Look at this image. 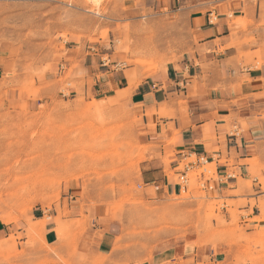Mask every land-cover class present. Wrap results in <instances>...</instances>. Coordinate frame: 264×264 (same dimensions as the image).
Returning a JSON list of instances; mask_svg holds the SVG:
<instances>
[{
	"label": "rangeland",
	"instance_id": "1",
	"mask_svg": "<svg viewBox=\"0 0 264 264\" xmlns=\"http://www.w3.org/2000/svg\"><path fill=\"white\" fill-rule=\"evenodd\" d=\"M194 1L0 0V228L10 227L9 238L0 239V264L49 262L35 250L54 252L43 243V229L71 181L123 222L116 245L124 251L122 264H156L161 244L184 236H198V246H227L228 264H264V192L247 198L238 189L232 192L238 199L218 198L206 184L216 178L215 163L195 165L193 155L180 164L193 165L180 194L157 197L139 179L141 162L157 148L144 114L129 96L117 101L119 91L97 95L79 60L62 64L71 44H98L122 55L118 67L127 73L157 72L188 48L186 10ZM214 1L215 9L235 0ZM238 1L264 10V0ZM229 14L237 25L244 22ZM262 168L254 162L253 177L240 183L251 188L258 178L264 191ZM248 203L258 216L248 218L252 210L242 209ZM40 206L45 217L35 220ZM61 216L59 208L57 231L64 237L70 224ZM243 216L262 224L249 233Z\"/></svg>",
	"mask_w": 264,
	"mask_h": 264
},
{
	"label": "crops",
	"instance_id": "2",
	"mask_svg": "<svg viewBox=\"0 0 264 264\" xmlns=\"http://www.w3.org/2000/svg\"><path fill=\"white\" fill-rule=\"evenodd\" d=\"M212 2L195 0L187 7L188 48L178 60L150 75L140 78L137 74L144 71L127 73L118 67L122 55L98 44L83 49L71 44L62 61L70 65L79 60L84 80L92 82L97 95L111 97L119 91L117 101L129 96L144 114L146 125L151 124L146 128L147 138L157 148L141 162L139 179L159 198L180 194L174 176L182 173L181 162L193 155L199 166L201 158L215 163L216 178L207 179L206 184L218 198L238 199L232 193L238 189L247 198H258L264 192L258 178L251 188L240 183L253 177L254 162L264 167V10L260 3L256 7L238 0L230 7L214 9ZM230 10L233 17L244 19L241 25L232 21ZM261 172L264 175V168ZM59 208L61 218L70 224L64 237L57 231ZM242 209L252 210L248 218L259 215L250 203ZM36 211L35 220L45 217L42 206ZM48 212L43 243L54 247V252L35 250L49 260L44 264H122L124 251L116 245L124 236L123 222L111 217L105 204H92L78 183H65L59 203ZM246 218L242 217L251 227L249 233L262 224ZM9 228H0V239L9 238ZM197 240L198 236L171 238L155 252L154 263L228 264L227 246H198Z\"/></svg>",
	"mask_w": 264,
	"mask_h": 264
},
{
	"label": "built area",
	"instance_id": "3",
	"mask_svg": "<svg viewBox=\"0 0 264 264\" xmlns=\"http://www.w3.org/2000/svg\"><path fill=\"white\" fill-rule=\"evenodd\" d=\"M206 161V159L205 158H201L200 159V162L201 163H206L205 162ZM197 162V161H196ZM197 165V164H196ZM193 165H190V164H185L184 165V167H183V169H182V173L181 174H179L180 176V181L178 182V184H179V186H180V188H181V190H182V187H183V183H186L187 182V174H188V171H189V169L192 167ZM195 166V165H194Z\"/></svg>",
	"mask_w": 264,
	"mask_h": 264
},
{
	"label": "bare ground",
	"instance_id": "4",
	"mask_svg": "<svg viewBox=\"0 0 264 264\" xmlns=\"http://www.w3.org/2000/svg\"><path fill=\"white\" fill-rule=\"evenodd\" d=\"M214 171H215V168H214Z\"/></svg>",
	"mask_w": 264,
	"mask_h": 264
}]
</instances>
